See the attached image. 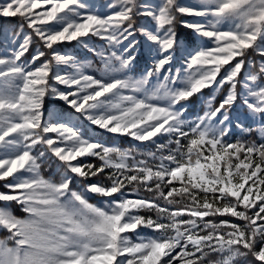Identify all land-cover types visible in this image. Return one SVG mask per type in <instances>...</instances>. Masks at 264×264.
<instances>
[{
    "label": "snow or ice",
    "instance_id": "snow-or-ice-1",
    "mask_svg": "<svg viewBox=\"0 0 264 264\" xmlns=\"http://www.w3.org/2000/svg\"><path fill=\"white\" fill-rule=\"evenodd\" d=\"M106 7L0 4V17L19 20V31L0 35V231L7 232L0 264H264V143L244 138L256 131L264 139V60L250 59L264 57V0H110ZM141 16L152 26L138 27ZM178 24L194 34L195 48L183 45ZM94 38L104 42L93 49L102 65L95 71L62 51ZM143 47L151 64L136 77ZM205 89L214 93L206 110L186 120L189 102L204 100ZM46 98L73 116L46 119ZM240 108L244 120L234 115ZM92 126L156 151L105 145L87 135ZM49 161L56 172L46 177Z\"/></svg>",
    "mask_w": 264,
    "mask_h": 264
},
{
    "label": "trees",
    "instance_id": "trees-1",
    "mask_svg": "<svg viewBox=\"0 0 264 264\" xmlns=\"http://www.w3.org/2000/svg\"><path fill=\"white\" fill-rule=\"evenodd\" d=\"M1 1V0H0ZM181 19L183 20V17H181ZM148 18L147 17H138L137 19V26H145V23L147 22ZM19 25V20L18 18H2L0 17V35H2L4 32H10V31H19L18 28ZM177 33L181 38V41L184 42L186 45H190L191 44H195L196 43V39L194 34L191 32V30L183 27L182 25H177ZM138 40L143 41V37L137 33V37ZM39 47L38 44H33V48L32 51L34 52L35 49ZM80 48L77 46V42L73 41L71 43H65L62 47V51L68 52L72 55H74L77 59H79L80 61L84 62L85 59L84 55L86 57L90 56L92 61L96 64L98 62V58L97 57H93L92 53L89 51H85V53H83L84 51H80ZM24 59L30 60L31 59V54H26V56L24 57ZM250 59H252L253 61H255L256 64H258L261 60H264V57H262L259 53H255L253 52L251 54ZM138 61L141 62V65L143 66V64L147 65L148 61H147V57L145 56V54L143 53V50L141 48L140 53L138 54ZM141 66V67H142ZM140 67V68H141ZM225 94V90H221L218 93H215L216 97H217V103L219 102V100L222 98V96ZM195 97L192 98V100L189 102L188 104V111L185 114L191 113L194 114L196 112V108H198V104H197V100H194ZM200 109H205L204 105L200 106ZM239 111V109H238ZM238 111L236 113H238ZM48 113H62V114H66V115H72V110L68 109L64 106L63 102L59 101V100H55V99H51V98H46L45 99V118H48ZM235 113V114H236ZM91 128V129H90ZM87 129V135L95 140H98L99 142L108 145V146H117L119 148L123 149H132V148H137L139 147L140 150L146 149L147 151H153V145L151 144H145L140 145L138 142L134 141L131 138L125 137V136H117V135H111V134H105L102 131L96 129V128H92L90 127ZM238 130H236V135L233 137L234 139L237 138L238 136ZM253 134V135H251ZM250 135H245L244 138L248 139L250 141H257V138L255 137V132L253 131ZM240 137V136H239ZM147 145V146H146ZM146 147V148H145ZM142 158V157H139ZM55 163L53 162H47L45 164L42 165V168H44L43 173L45 174L46 177L52 175L51 173L56 172V167H55ZM100 179V178H99ZM97 178H93L92 182H96ZM76 187L79 189L80 185L77 184ZM5 190L3 188V183L0 182V191ZM91 201H96L95 198H91ZM4 206L3 203H0V207ZM11 211H13V213L17 216L23 217L25 214L21 211V209L19 208L18 205L16 204H11Z\"/></svg>",
    "mask_w": 264,
    "mask_h": 264
},
{
    "label": "rangeland",
    "instance_id": "rangeland-1",
    "mask_svg": "<svg viewBox=\"0 0 264 264\" xmlns=\"http://www.w3.org/2000/svg\"><path fill=\"white\" fill-rule=\"evenodd\" d=\"M7 2V0H1L0 1V4H4V3H6ZM110 2V0H88V3L89 4H95L96 5V8L99 10V11H101L102 13H104V12H108L109 11V9L106 7V5L108 4ZM150 2H152V3H155L156 2V0H150ZM180 2L181 3H185V4H191V3H193L194 2V0H180ZM183 17V19H191V17H187V16H182ZM180 19H181V17H180ZM145 26H147V27H151L152 26V21H151V19L150 18H148V20H147V22L145 23ZM144 39V38H143ZM142 39V40H143ZM195 39H196V37H195ZM103 41H101L100 39H98V38H94L92 41H91V43L89 44V46L88 47H83V46H81V45H79V44H77V46L80 48L79 50L80 51H84L83 53H85V51H89V52H91L93 55V57L95 56V57H97L98 58V62L95 64L93 61H92V59H91V57L90 56H88V57H86L85 55H84V58H87V59H85L84 60V62L85 63H91L92 65H93V68H92V71H95L96 69H98V68H100L102 65H101V63H100V60H99V57L98 56H96L95 55V53H94V51H93V49H96V50H99L100 48H101V46L103 45ZM183 43V45L185 46V47H189V48H195L196 46H197V44H198V41H197V39H196V43L195 44H191V46L190 45H186L184 42H182ZM141 44H143V41H141ZM140 50H141V48L140 49H138V52L140 53ZM142 50H143V53L145 54V56L147 57V61H148V63H147V65H145V64H143V66L141 65V62H139L138 61V56H137V64L135 65V70L132 72V75L133 76H136V77H138V76H140L141 74H143V72L145 71V69L148 67V66H150V64H151V60L149 59V57H148V55H147V49H146V47H143L142 48ZM261 62V61H260ZM259 62V63H260ZM181 63H183V61H181L180 63H177L176 65H175V68L173 69V71H175V69L176 68H180V66H181ZM259 63L258 64H256V66H258L259 65ZM142 66V67H141ZM141 67V68H140ZM214 93H213V90L212 89H205L204 90V93H203V96H204V100H201L200 98H198V97H195L194 98V100H197V104H198V108H196L197 110H196V112L194 113V114H191V113H188V114H184V118L186 119V120H189V121H191V120H193V119H195L198 115H202L203 114V112L206 110V100H207V98L208 97H210V96H212ZM56 100V99H55ZM62 102V101H61ZM64 104V103H63ZM204 105V108L205 109H200V106H203ZM64 106L66 107V108H68L65 104H64ZM69 109V108H68ZM245 112H246V110L245 109H243V108H240L239 109V111H238V113H236V114H234V115H238V116H240V118H241V120H244V116H245ZM48 115H49V113H48ZM64 115V117L65 118H68V117H72L73 116V113H72V115H66V114H63ZM259 123H260V121H259V119L257 118L256 119V121H255V124L253 125L254 127H258L259 126ZM253 124V122L252 121H249V120H245V126H249V125H252ZM90 128V127H89ZM92 128H96V127H94V126H92ZM91 129V128H90ZM96 129H98V128H96ZM98 130H100V131H102L103 133H105V134H109V133H107L106 131H104V130H101V129H98ZM238 131V136H237V138H239V136H240V132H239V129H237ZM255 132V137L257 138V141H256V143L257 144H259V143H264V139H261V137L259 136V134L256 132V131H254ZM111 135H113V134H111ZM247 135V134H246ZM251 135H253V134H251ZM118 136V135H117ZM121 137V136H120ZM125 137H127V136H125ZM128 138H130V137H128ZM132 139V138H131ZM161 143H166V141H164V140H161L160 141ZM139 143V142H138ZM150 144V142H145V144ZM144 146V145H143ZM147 146V145H146ZM146 148V147H145ZM153 152H155L156 151V146L155 145H153ZM141 151H143V152H148L146 149H143V150H141ZM161 153H158V155H160ZM163 155H167L168 153H167V151H165V152H163L162 153ZM142 158H145V157H142ZM49 162H52L53 163V161H49ZM89 162H91V163H95V164H99L100 163V161L99 160H97V159H95V158H91L90 160H89ZM150 163H154L153 161H149ZM155 163H158V161H156ZM56 167V166H55ZM43 170H44V168H42V172H43ZM53 173H55V172H53ZM53 173H51V174H53ZM44 174V173H43ZM45 175V174H44ZM58 178V177H57ZM100 179H103V177H101ZM177 187H180V185L179 184H177L176 185ZM127 191L129 192V194H130V196L132 197V198H134V196H135V193H134V189H133V186H129L128 187V189H127ZM140 195H144V196H147V195H150L149 193H147V192H144L143 190H141V192L139 193ZM91 198H95L96 199V201H91V202H93V203H97V204H100V203H102V201H103V199L104 198H101V197H97V196H95V195H93ZM3 207V206H2ZM142 235H144V236H150V235H152L153 233L151 232V230H148V229H144L143 231H142V233H141ZM131 236H132V238L135 240L136 239V236H135V234H130ZM6 236H7V232H5V231H0V239H5L6 238Z\"/></svg>",
    "mask_w": 264,
    "mask_h": 264
}]
</instances>
